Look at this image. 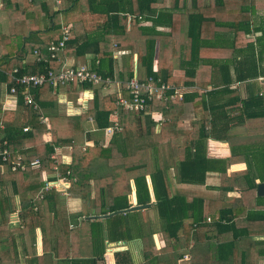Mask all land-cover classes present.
<instances>
[{
  "label": "trees",
  "instance_id": "trees-1",
  "mask_svg": "<svg viewBox=\"0 0 264 264\" xmlns=\"http://www.w3.org/2000/svg\"><path fill=\"white\" fill-rule=\"evenodd\" d=\"M65 1L61 6L57 4V0H4L3 2L12 32L21 38V41L17 45H4L5 51L0 50V118L7 123L6 130L3 133L0 132V143L8 142L12 157L20 154L25 160L39 159L42 163V170L0 175V209L3 213L0 232H10L7 229L5 216L6 212L12 208L11 197L6 194V188L9 186L12 194L20 198V216L25 226L20 232H29L38 227L43 228L45 202L55 212V217L61 222L64 232L68 234L72 232L70 226L73 217L60 209L57 192L51 191L45 193L43 199L38 198L45 185L43 173L52 170L55 166L63 175H66L68 171L71 172V190L73 189V192L78 196L87 199L95 191L97 201L95 204L102 208L98 211L103 214L125 210L132 206L129 199L132 191L129 179L125 175L130 171L147 169L146 174L142 173L134 178L137 201L139 205L152 203L146 180V176L150 175L156 198L155 205L163 222L168 243L172 242L176 245L182 239L180 233L185 232L184 238L189 247L190 239L187 235H190L193 230L195 232H210L215 229L223 231L233 226L235 220L240 217L239 213L234 211L239 205L238 202L223 203L220 200L210 202L200 199L198 201V224L193 227V222L190 219L194 217V203L189 202L184 196L172 194L168 170L172 167L177 168L178 179L181 183L196 185H204L208 173L214 170L222 172V176L225 175V172L217 167L220 161L211 160L205 155V140L211 137L219 138L218 128H221V132L224 133L223 139H225L227 133L234 127L235 118L232 114L236 105L235 90L226 88L222 91L214 86V89L207 93V117H213L215 123L212 121V123L204 125L201 137L198 140L191 138V143L185 145L175 140L176 135L173 132L172 125L176 123L178 115L165 111L164 115L170 121L166 122L162 133L157 135L154 133V121L145 113L121 112L118 120L123 127L122 134L120 136L113 135L111 141L106 145L95 143L94 146L84 150L85 139L82 123L92 117L98 129H105L113 121L111 114L117 109L116 96L113 94L104 96L101 89H95L93 108L81 117L52 114L47 118L50 126L48 129L47 125L40 122L39 113L28 108V120L24 127H29L30 130L24 132L23 126L22 128L15 127L14 114L10 115L9 111L4 110L3 103H1V86L3 83H7L10 89L15 85L10 76L14 68H18V75L40 74L49 70L59 72L64 63L58 59H49L47 62L44 59L49 57L50 43L61 38L63 24L72 28V35H74L76 24L82 26V36L71 38L67 42L66 48H73L76 57L93 54L95 61L92 66L87 67L104 78L109 77L126 83L136 75L141 81L153 77L175 87L194 84L192 80L197 75L198 58L201 57V50L205 48L201 39L203 33L207 31L205 29L207 12H200L195 8L188 13V0ZM216 1L219 2V0ZM191 3L193 7L198 6V0H191ZM184 11L186 13H183ZM177 15H186L188 21L187 34L191 45L186 48V51L191 52L192 59L184 61V66L187 68V79L172 75L179 57L170 58L165 63L168 65L167 67H163L162 63H155L157 40L161 39L162 35L171 36ZM47 20L51 25L43 27ZM145 22L152 24L151 26H139ZM159 28H168L171 31L163 33L158 30ZM33 35L37 36L39 40L33 41ZM11 49L14 50L13 53H11ZM15 50H17V55H15ZM38 50L41 52L42 61H36L29 67L25 66L24 56L29 53L34 54ZM135 54H138L136 67ZM174 55L178 56L176 52ZM217 63L210 58L207 59L209 66H215ZM243 68L248 71L247 75H243L242 70H239L241 75L238 79L240 81L252 79L258 75L255 62L253 65L245 63ZM232 82V78H229L228 87ZM210 83L214 85L217 82H215V78L211 77ZM76 86L74 84L73 88L76 89ZM90 88H92L90 84L82 86V89ZM18 89L19 92L22 90L21 87ZM31 91L42 109H53L52 107L57 102V90H54L50 85H44L33 88ZM124 94L128 97L127 92ZM221 94H224L227 99L223 107L217 100L212 102ZM186 101L188 98L185 96L180 102L181 106ZM259 101H261L259 96H253L244 105L250 109L252 103ZM20 103L22 104L21 99ZM151 105L154 110H162V108L171 109L174 104L172 101L155 99ZM220 118L221 126L217 124ZM206 127L207 132H204ZM50 133L53 140L45 138V134ZM64 144L72 145L74 161L71 165L62 164L59 156L57 163L50 158L55 147ZM155 148L158 150L159 165L155 163ZM114 150H118L120 156H113ZM233 160L234 152L230 161ZM243 176L249 181L248 173ZM235 178L237 177L231 174L230 179L233 182H235ZM250 184L249 181L248 185ZM255 187V184L253 188L250 185L248 189L255 191ZM229 189L224 186L221 190L222 195H226ZM242 209L245 210L244 212H249L247 207L242 206ZM127 217L128 215L115 217L119 221V228H122L123 223L125 224ZM209 218H211V222H209ZM127 225V231H129V223ZM227 245L231 248L234 247V243ZM228 246L223 244L218 249L223 250ZM179 258L181 256H176L175 259ZM34 260L38 261V258ZM80 262L83 261H73L72 264H81ZM96 262V260H92L88 263L95 264ZM149 263L159 264L154 260ZM5 264L11 263L6 262ZM116 264L122 263L117 260ZM192 264L196 263L192 262ZM199 264L204 263L200 262Z\"/></svg>",
  "mask_w": 264,
  "mask_h": 264
},
{
  "label": "crops",
  "instance_id": "crops-1",
  "mask_svg": "<svg viewBox=\"0 0 264 264\" xmlns=\"http://www.w3.org/2000/svg\"><path fill=\"white\" fill-rule=\"evenodd\" d=\"M65 2V0H57L59 6ZM187 6L188 13L195 8L200 12H207L205 25L207 31L203 33L201 39L205 48L201 50V57L198 58L197 75L192 80L194 84L182 87L172 86L181 90L182 99L186 96L188 101L182 106L180 103L182 99L172 101L174 105L171 109L162 108V110H154L151 105L145 115L154 121V133L157 135L162 133L166 122L170 121L165 117V111L178 115L176 123L172 125L176 135L175 140L183 145L190 144L191 138L198 140L201 137L204 125L212 121L215 123L213 117H207V93L212 91L214 86L222 91L226 88L235 90L236 105L232 114L235 118L234 127L227 133L225 139H223L224 133L221 132V128H218L219 138L211 137L205 140V155L211 160L220 161L217 167L225 172V175L222 176V172L214 170L208 173L204 185L185 184L178 179V169L172 167L168 170V178L173 195L184 196L189 202L194 203V217L190 219L193 227L198 224V201L200 199L210 202L219 200L223 203L238 202L239 205L234 211L239 213L240 217L227 230L215 229L210 232L193 230L190 235H187L190 239L189 247L184 238L185 232L180 233L182 239L176 245L172 242L168 243L163 222L155 205L156 198L151 176L147 175L146 180L152 202L148 209L117 214L106 219L90 220L87 219L90 216H104L113 212L103 214L98 211L102 208L95 204V191L89 198L84 199L70 188L67 196L59 192L57 194L60 209L73 217L70 226L72 232L69 234L64 232L61 222L57 220L55 212L50 209L47 202L44 203L43 228L38 227L29 232H20L25 227L20 216V198L12 194L9 186L6 188V194L11 197L12 208L6 212L5 216L7 229L10 232H0V264L6 262L11 264H72L77 260L83 261L80 262L81 264H89L88 262L92 260L97 261L95 264H116L117 260L122 264H152L149 263L151 260L159 264H192V262L196 264L200 262L204 264H264V194L259 195L258 193L259 185L264 184V0H219L218 3L216 0H198L197 7H193L191 0H188ZM151 24V22H145L139 26H151ZM46 25L50 26V21L47 20L43 27ZM11 28L8 14L3 4L0 3V50L2 51H5L4 45H17L21 41V38L13 33ZM158 30L163 33L171 31L168 28ZM187 33L186 15H177L171 36L162 35L160 41L157 40L155 55V63H162L163 67L168 66L165 63L170 58L179 57L172 75L183 79H187V68L184 66V61L192 59L191 52L186 51V48L191 45ZM73 34L72 38L82 36L83 29L80 24L75 25ZM32 40L38 41L39 38L33 35ZM15 51L17 55V50ZM13 52L14 50L11 49V53ZM74 52L73 48H66L60 62L74 66L93 65L95 61L93 54L76 57ZM175 52L178 56L174 55ZM208 58L218 63L215 66H209ZM36 61L35 53L24 56L25 66L29 67ZM134 61L136 67L138 54L134 55ZM253 62L257 66L258 75L255 78L240 81L238 79L241 75L239 70H242L243 75H247L248 70L243 66L245 63L253 65ZM211 77L215 78L216 84L210 83ZM229 78H232L233 82L228 87ZM208 83L210 84L207 86ZM1 88V103L7 100L12 104L11 98L7 99L9 89L7 83H3ZM95 89H101L104 96L115 95L113 92L116 90V85L114 83L108 89L99 86L82 89L78 85L76 89L73 86L54 88L58 96L56 104L52 107L53 109L42 110L47 118L52 114L81 117L93 108L94 100L93 98L87 101V93L85 96L82 93L87 91L89 95L94 96ZM80 93L81 96H79ZM253 96H259L261 101L252 103L250 109H247L244 103ZM216 100L223 107L227 99L224 94H221L212 102ZM28 108L30 107L24 104H17L13 109L7 110L10 115L14 114L15 127H24L28 120ZM117 110L118 108L113 113ZM121 112L119 111L117 117H114L112 113L111 118L118 120ZM0 122H3L7 128V123L1 118ZM220 123L221 118L217 121V124L220 125ZM82 124L85 139L84 150L94 146L95 143L106 145L111 141L112 136H105L104 129H98L92 117ZM204 130L207 132V127ZM122 132L115 135L120 136ZM45 138L53 140L51 133L45 134ZM60 148L58 155L61 162L62 160L64 162L62 164L71 165L74 161L72 146L64 144ZM233 152L234 160L230 161ZM113 156H120V152L114 150ZM154 156L156 165H159L157 148L154 149ZM146 171L147 169L142 168L125 175L129 179L132 191L129 198L132 206L134 205L133 194L136 195L134 178L142 173L146 174ZM46 172L48 175L53 174L52 170ZM245 173H248L251 187L256 185L255 191L248 189L250 185L243 176ZM231 174L237 177L234 179L235 182L230 179ZM49 179L53 180L54 177L50 176ZM224 186L230 189L223 196L221 190ZM136 202L139 205L137 195ZM242 206L247 207L249 212H244ZM2 215L0 209V226ZM118 215H128L122 228H119V221L115 218ZM128 223L129 231H127ZM224 224L229 226L227 223ZM228 243H234V247H229ZM223 244L228 248L219 250V246ZM176 256H181V258L176 260ZM35 258H38V261H35Z\"/></svg>",
  "mask_w": 264,
  "mask_h": 264
},
{
  "label": "built area",
  "instance_id": "built-area-1",
  "mask_svg": "<svg viewBox=\"0 0 264 264\" xmlns=\"http://www.w3.org/2000/svg\"><path fill=\"white\" fill-rule=\"evenodd\" d=\"M3 2L4 0H0L1 4H3ZM71 29L72 28L68 25L62 26L61 38L50 43L48 47L49 57L44 59L45 62L49 59L61 60V56L66 49V44L72 38ZM35 54L37 56V61H42L41 52L38 50L35 51ZM18 73V68H14L12 74L10 75L15 82V85L8 89L7 99L10 97L12 104L8 103L7 100L4 101V110H11L16 107L17 104H21V99L22 104L39 113L40 122L47 125L48 129H50V126L47 116H45L42 108L32 95V88L44 85H50L53 88L71 87L74 84L82 88L84 84H90L92 87L99 86L104 89H108L115 83L116 92L114 91L113 93L116 96V105L118 110L113 113L114 117L118 116L119 111L129 114L147 113L155 99H160L162 101H175L182 99L181 90L163 83L160 79L150 77L146 81H141L135 75L128 82L121 83L120 81H115L109 77H102L86 65L74 66L64 63L59 72L49 70L40 74L18 75ZM19 87L22 88L20 92L18 89ZM171 91L172 93H170ZM125 92L128 93V97L125 96ZM85 93H87V101L93 100V94L89 95L87 91H84L82 94L85 96ZM5 129V124L0 122V132ZM23 130L24 132H28L30 128L24 127ZM122 131L123 127L119 124L117 119H113L112 123L104 129L105 136L109 137ZM69 148L71 149V147ZM60 149V146L55 147L54 153L50 156L55 163L58 161V151ZM0 160V175L42 170V163L39 159L25 160L20 154H16L15 157H12L7 141L0 143ZM62 163H64L63 160ZM52 172V175H48L47 172L43 173L45 185L38 195L39 199H43L45 193L51 191H56L66 196L69 195L72 185V181L70 179L71 172L68 171L66 175H63L56 166L52 169ZM50 176L54 177V179H49Z\"/></svg>",
  "mask_w": 264,
  "mask_h": 264
},
{
  "label": "water",
  "instance_id": "water-1",
  "mask_svg": "<svg viewBox=\"0 0 264 264\" xmlns=\"http://www.w3.org/2000/svg\"><path fill=\"white\" fill-rule=\"evenodd\" d=\"M258 193H259V195H263L264 194V184L259 185V187H258ZM133 199H134V205L131 206L128 209L116 211V212H113L111 214L104 215V216H90L87 219H90V220L106 219L108 217H111V216H114V215H117V214L131 213V212L141 211V210L150 208V205L149 204L137 205L136 204L137 202H136V195L135 194H133Z\"/></svg>",
  "mask_w": 264,
  "mask_h": 264
}]
</instances>
